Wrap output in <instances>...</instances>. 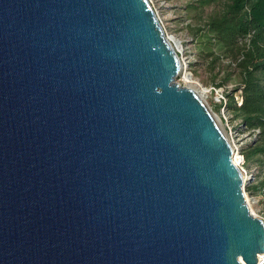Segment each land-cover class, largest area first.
<instances>
[{
    "label": "water",
    "instance_id": "95a60500",
    "mask_svg": "<svg viewBox=\"0 0 264 264\" xmlns=\"http://www.w3.org/2000/svg\"><path fill=\"white\" fill-rule=\"evenodd\" d=\"M180 72L148 0H0V264H258L263 221Z\"/></svg>",
    "mask_w": 264,
    "mask_h": 264
},
{
    "label": "trees",
    "instance_id": "16d2710c",
    "mask_svg": "<svg viewBox=\"0 0 264 264\" xmlns=\"http://www.w3.org/2000/svg\"><path fill=\"white\" fill-rule=\"evenodd\" d=\"M208 7L211 11L205 16L204 25L191 30L197 50L195 56L211 76L206 84L213 89H224L223 97L227 100L226 107L232 113V120H239V126L244 130L258 132L253 141L241 146L239 159L244 168L249 170L255 166L262 173L264 0H194L187 10L204 12ZM228 84L234 85L232 91L241 92L240 105L234 102L233 94H229ZM218 104L224 107L222 101ZM260 187L264 189V185ZM258 192L259 189L255 191Z\"/></svg>",
    "mask_w": 264,
    "mask_h": 264
},
{
    "label": "rangeland",
    "instance_id": "374dc122",
    "mask_svg": "<svg viewBox=\"0 0 264 264\" xmlns=\"http://www.w3.org/2000/svg\"><path fill=\"white\" fill-rule=\"evenodd\" d=\"M155 15L162 26L163 32L172 44L174 50L178 52V57L182 61L184 69H181L180 76L176 83L180 87L192 89L200 94L204 103L208 106L224 136L228 139L233 148V161L235 156L239 157L241 146L253 141L258 133L256 130H244L240 127L239 120H232V113L226 107V98L222 97L220 91L223 88H211L206 83L211 80V76L205 71V65L198 59L196 45L191 30L203 26L205 16L211 11L208 7L201 11H189L187 6L194 0H148ZM223 1V0H220ZM197 18V19H196ZM234 87L228 84L229 94H233L234 102L241 103V92L232 91ZM203 91V92H202ZM223 98V99H222ZM223 102L224 107L218 103ZM229 102V100H228ZM228 104V103H227ZM220 107V108H219ZM226 107V108H225ZM244 173V194L249 211L261 219L264 224V171L259 173V168L253 166L251 169L244 168L242 163L238 164ZM263 182V183H262ZM249 189V192L247 191ZM259 189L258 193H255Z\"/></svg>",
    "mask_w": 264,
    "mask_h": 264
},
{
    "label": "built area",
    "instance_id": "2783aa9c",
    "mask_svg": "<svg viewBox=\"0 0 264 264\" xmlns=\"http://www.w3.org/2000/svg\"><path fill=\"white\" fill-rule=\"evenodd\" d=\"M175 52H176V50H175ZM176 54H177V56H179V55H178V52H176ZM179 61H180V64H181V69H184L183 64H182V61L180 60V57H179ZM181 72H182V70H181ZM220 93H221V95H222V97H223V90L220 91ZM222 99H223V98H222ZM220 102H221V101H220ZM240 104H241V103H240ZM240 170H241V173H242V177L244 178V173H245V171L242 170V168H240ZM257 263H258V264H262V263H264V253H263V254H259V255H257Z\"/></svg>",
    "mask_w": 264,
    "mask_h": 264
},
{
    "label": "bare ground",
    "instance_id": "6f19581e",
    "mask_svg": "<svg viewBox=\"0 0 264 264\" xmlns=\"http://www.w3.org/2000/svg\"><path fill=\"white\" fill-rule=\"evenodd\" d=\"M202 92H203V91H202ZM233 163H234L236 166H238V164L240 163V159H239L238 156H235V159H234ZM243 182H244V178H243Z\"/></svg>",
    "mask_w": 264,
    "mask_h": 264
}]
</instances>
